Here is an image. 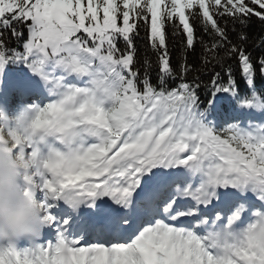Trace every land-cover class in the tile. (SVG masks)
Wrapping results in <instances>:
<instances>
[{"label": "snow or ice", "instance_id": "obj_1", "mask_svg": "<svg viewBox=\"0 0 264 264\" xmlns=\"http://www.w3.org/2000/svg\"><path fill=\"white\" fill-rule=\"evenodd\" d=\"M253 17L264 0H0V154L43 218L0 264H264V55L228 30Z\"/></svg>", "mask_w": 264, "mask_h": 264}, {"label": "clouds", "instance_id": "obj_2", "mask_svg": "<svg viewBox=\"0 0 264 264\" xmlns=\"http://www.w3.org/2000/svg\"><path fill=\"white\" fill-rule=\"evenodd\" d=\"M23 171L17 157L0 154V239L34 238L43 232L40 206Z\"/></svg>", "mask_w": 264, "mask_h": 264}, {"label": "trees", "instance_id": "obj_3", "mask_svg": "<svg viewBox=\"0 0 264 264\" xmlns=\"http://www.w3.org/2000/svg\"><path fill=\"white\" fill-rule=\"evenodd\" d=\"M168 28V37H169V50L171 54V62L172 66L176 67L178 56L180 53V38L179 37H173L172 36V27L171 25L167 26ZM197 36L199 37L202 32L197 26ZM228 30L230 32H233L234 35L235 33H239L240 31H243L247 36H248V44H247V50L249 53L255 58V64H258L259 58L264 55V47L259 46L260 41L262 38H264V25H261L259 23V18L258 17H253L246 25L241 27L239 24L233 28L231 24L228 26ZM145 33L143 30L140 32V36L137 37V44L140 47L141 50H143L144 44L146 41L144 40ZM205 40H208V37L206 34L204 35ZM234 38V36H233ZM188 63L192 65H197L199 63V45H197V52L192 53L189 52L188 56ZM229 63H232L231 60L228 61ZM219 70V69H218ZM233 74L236 78V82L239 88V91L243 94L245 90L247 89V85L245 84L243 80V74L242 71L238 65V63L233 64ZM194 75V73L190 74ZM205 80L208 79L207 76L203 77ZM153 79L155 80V73H153ZM255 81H256V88L257 91H260L262 88H264V77H261L258 73V70L256 72L255 76ZM201 98L204 99V94L201 93Z\"/></svg>", "mask_w": 264, "mask_h": 264}]
</instances>
